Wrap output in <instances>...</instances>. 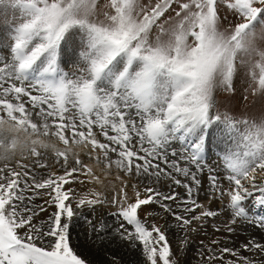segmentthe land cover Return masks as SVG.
Returning <instances> with one entry per match:
<instances>
[{
	"label": "snow or ice",
	"instance_id": "snow-or-ice-1",
	"mask_svg": "<svg viewBox=\"0 0 264 264\" xmlns=\"http://www.w3.org/2000/svg\"><path fill=\"white\" fill-rule=\"evenodd\" d=\"M0 7L13 11L0 22V264H92L73 235L85 209L108 206L111 225L87 223L101 241L111 232L126 242L134 264H179L174 228L185 232L183 250L198 231L194 222L221 214L230 225L252 222L246 202L264 206V112L237 115L232 97L241 71L249 82L243 100L264 96L257 44L264 0H0ZM212 147L221 165L208 168L209 204L227 197L220 211L194 197ZM46 154L53 165L41 163ZM85 155L103 163L105 176L114 168L120 186L104 183ZM55 164L62 172L38 176ZM78 174L99 189L73 188ZM40 190L54 207L46 219L34 204ZM155 205L167 215L142 207ZM257 222L264 228V217ZM219 245L201 241L204 264H264L242 255L264 253L255 237L239 248Z\"/></svg>",
	"mask_w": 264,
	"mask_h": 264
},
{
	"label": "rangeland",
	"instance_id": "rangeland-1",
	"mask_svg": "<svg viewBox=\"0 0 264 264\" xmlns=\"http://www.w3.org/2000/svg\"><path fill=\"white\" fill-rule=\"evenodd\" d=\"M101 2L104 3L106 2V0H101ZM4 9L5 8L3 7L0 9V18H3L6 15L2 14L4 12ZM9 10L11 11L12 9L9 8ZM223 14L224 13H222V15ZM231 19H233V17L229 14V20ZM257 44L260 47H264V40L257 39ZM248 83L249 82L247 77L244 75V71H241L235 78L236 91L235 95L232 97L233 103L235 105L233 111L237 115H247L249 118H258L262 114V112H264V96H253L249 92L248 101L245 102L243 100V92L244 89L248 87ZM245 104H247L246 107ZM213 150H215L214 155L219 152V149L215 147H212L211 152H213ZM77 151H79V149H77ZM48 156L49 158H51L49 159L50 161L52 160L51 162L54 161L50 154H46V159L41 160V163H46ZM207 162H210V164H207V167L202 174H198V178L202 180L203 187L199 189L198 195H196V192L194 191V197L197 198L199 203L209 206L211 210L220 211L223 206L226 205L227 197L224 198L223 205L219 199L212 200L209 204L211 190L207 177L209 175L208 168H215L216 166L221 165V161L219 156L217 155V158L214 156V158L208 159ZM85 163L89 164L90 166L92 165L98 168H103V163L97 165L94 159H89V161H86ZM47 164L50 165V163ZM55 166L56 167L37 170L38 176L47 175L51 171L62 172L63 169L61 168L60 164H55ZM69 166H71V164ZM114 175H117V172L113 168L107 176H105L103 173H101L99 176H101V179L104 181V183L107 184L109 181L115 180V178L113 177ZM81 180H83L85 183L88 182V178L86 176L78 174V179L76 180V182L72 183L71 186L73 188H77L81 185ZM132 182L135 183V179H133ZM120 183L121 182L117 181L116 186L119 187ZM224 184H226L225 181ZM93 185L98 187L97 189H99L100 187L99 185L94 183ZM166 190L167 189H165V191ZM178 191L181 194H184V189L180 188L178 189ZM205 193H208V195H205ZM47 198L48 197L46 193L42 190H40L38 194L35 195L34 204L36 206H42L44 208V212L40 213V219H46L47 216L50 215L52 211H54L53 206H49L45 203ZM249 202L253 205L255 204L251 199L249 200ZM142 207H144L146 211L159 212V214L162 216L167 215L163 212L162 209H159L158 205L151 207ZM252 210H254V208ZM37 211L39 212V208H37ZM109 211L110 209L108 208V206H105L104 209L97 208V211L95 213L88 209L84 210L85 218H82L80 220L77 230L73 233L74 237L78 238V251L83 258L90 260L92 264H112L113 257L120 261V264H134L137 258V254L129 247H127L126 242L121 241L118 236L113 237L111 232L104 234L107 236V238L105 239L106 241H101L97 234L91 231V226L87 223V220H92L98 223L101 218H104L106 220V223L111 225L114 218L108 215ZM102 212L103 216L101 215ZM251 213L255 212L251 211ZM251 218L252 217H249L250 220ZM230 219L231 217L229 215L221 214L215 218H207V220L203 222H194L192 227L198 228V231L188 233V243L184 246L183 250H181L180 240L184 238L185 232L183 230L174 228L169 236L170 248L173 250L174 256L178 259L179 264H204V261L207 259V255H205L203 259L200 255L201 241H203L205 245H209L211 240L218 239L221 241V245L217 247L223 246V243H227L229 247L233 248H239L241 243L247 242L248 239L253 237L264 242V230L260 229V225L257 222H255L254 220H251L252 222H249L248 220H241V222L239 219V221L237 220L235 225H230ZM213 225L219 228L220 231H215ZM226 226H232L234 228V231L229 233L226 230ZM107 241L110 242L106 243ZM97 242H101L98 243L100 244V249H98L96 246ZM83 243L91 244L90 248L87 250L83 249ZM242 255L252 256L256 260L264 258V253L259 252L252 254L247 251H242ZM225 257L232 258L229 254H225ZM216 264H219V261H217Z\"/></svg>",
	"mask_w": 264,
	"mask_h": 264
},
{
	"label": "bare ground",
	"instance_id": "bare-ground-1",
	"mask_svg": "<svg viewBox=\"0 0 264 264\" xmlns=\"http://www.w3.org/2000/svg\"><path fill=\"white\" fill-rule=\"evenodd\" d=\"M2 7H0V9H1ZM6 11H7V13H6ZM3 15L4 14H6L3 18H0V22H2V20L3 19H10L12 16H13V11L11 10H9V8H5L4 9V12L2 13ZM79 151H82V152H86V149H79ZM48 155V154H47ZM51 156V155H50ZM49 159H51V158H49V156L47 157V160H46V163H50V165H53V163H54V161L53 162H51ZM83 159H84V162H86V161H89V159H88V157L85 155L84 157H83ZM210 161V160H209ZM213 161V160H212ZM28 163L29 164H31V161H28ZM207 164H210V162H207ZM13 166H15V163L13 162ZM92 166V165H91ZM56 167V166H55ZM93 167V169H94V171L97 173V175H100L102 172H101V169L102 168H98V167H95V166H92ZM62 168V167H61ZM60 168V169H61ZM203 175H206V174H203ZM115 176L116 175H114L113 177L115 178ZM113 177H111V178H113ZM117 181H119V180H112L111 182L112 183H114L115 185H116V182ZM120 182V181H119ZM226 182V181H225ZM118 185V184H117ZM226 186H227V182H226V184H225ZM119 186V185H118ZM89 187H96V186H94L93 184H89L88 182L87 183H85V184H83V185H80V186H78L76 189L77 190H80L81 188H83L84 190H87V188H89ZM96 188H98V187H96ZM247 204L248 203H250L249 201H247L246 202ZM253 207H255L256 206V204H252V203H250ZM249 206V205H248ZM238 221H239V219H238ZM241 221V220H240ZM242 222V221H241ZM106 241V240H105ZM108 242H110V241H107L106 243H108ZM98 243H101V242H97L96 243V246H97V248L98 249H100V244H98ZM90 246H91V244H89V243H83L82 244V247H83V249H85V250H87V249H89L90 248ZM125 246V245H124ZM128 247V246H127ZM118 249V248H117ZM124 252V251H123Z\"/></svg>",
	"mask_w": 264,
	"mask_h": 264
}]
</instances>
